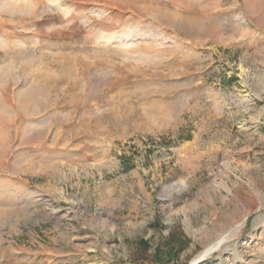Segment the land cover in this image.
<instances>
[{
  "label": "rangeland",
  "instance_id": "374dc122",
  "mask_svg": "<svg viewBox=\"0 0 264 264\" xmlns=\"http://www.w3.org/2000/svg\"><path fill=\"white\" fill-rule=\"evenodd\" d=\"M219 241L264 264V0H0V264Z\"/></svg>",
  "mask_w": 264,
  "mask_h": 264
},
{
  "label": "bare ground",
  "instance_id": "6f19581e",
  "mask_svg": "<svg viewBox=\"0 0 264 264\" xmlns=\"http://www.w3.org/2000/svg\"><path fill=\"white\" fill-rule=\"evenodd\" d=\"M181 184H183L185 186V182L184 181H180ZM177 184L173 183L171 185H169L167 187V190H173L175 188ZM242 226V223L238 224L236 231H238V229ZM221 242L219 241L216 244L210 245L208 247H206V249L204 251H202L194 260V262L192 264H197L198 262L202 261L203 259H206L205 257L208 256L214 249H216V247L220 244Z\"/></svg>",
  "mask_w": 264,
  "mask_h": 264
},
{
  "label": "water",
  "instance_id": "95a60500",
  "mask_svg": "<svg viewBox=\"0 0 264 264\" xmlns=\"http://www.w3.org/2000/svg\"><path fill=\"white\" fill-rule=\"evenodd\" d=\"M200 262H201V261H200ZM198 263H199V262H198ZM198 263H197V264H198Z\"/></svg>",
  "mask_w": 264,
  "mask_h": 264
},
{
  "label": "built area",
  "instance_id": "2783aa9c",
  "mask_svg": "<svg viewBox=\"0 0 264 264\" xmlns=\"http://www.w3.org/2000/svg\"><path fill=\"white\" fill-rule=\"evenodd\" d=\"M173 264V263H172Z\"/></svg>",
  "mask_w": 264,
  "mask_h": 264
},
{
  "label": "trees",
  "instance_id": "16d2710c",
  "mask_svg": "<svg viewBox=\"0 0 264 264\" xmlns=\"http://www.w3.org/2000/svg\"><path fill=\"white\" fill-rule=\"evenodd\" d=\"M173 238V237H172Z\"/></svg>",
  "mask_w": 264,
  "mask_h": 264
}]
</instances>
